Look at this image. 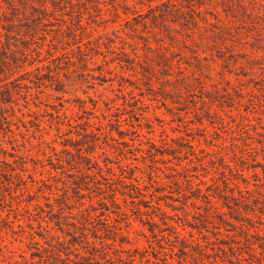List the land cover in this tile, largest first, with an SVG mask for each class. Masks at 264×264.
<instances>
[{"label": "rangeland", "instance_id": "rangeland-1", "mask_svg": "<svg viewBox=\"0 0 264 264\" xmlns=\"http://www.w3.org/2000/svg\"><path fill=\"white\" fill-rule=\"evenodd\" d=\"M0 264H264V0H0Z\"/></svg>", "mask_w": 264, "mask_h": 264}]
</instances>
